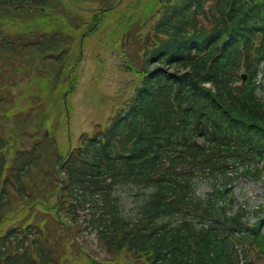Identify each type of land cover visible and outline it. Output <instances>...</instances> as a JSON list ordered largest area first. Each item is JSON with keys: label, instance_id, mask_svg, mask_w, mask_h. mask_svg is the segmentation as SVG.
<instances>
[{"label": "trees", "instance_id": "obj_1", "mask_svg": "<svg viewBox=\"0 0 264 264\" xmlns=\"http://www.w3.org/2000/svg\"><path fill=\"white\" fill-rule=\"evenodd\" d=\"M56 6L52 0H0V102L9 95L13 59H21L17 69L35 63L33 76L45 79L67 67L70 44L81 35L61 36L60 22L45 28L29 21L46 17L47 8L77 31L81 22ZM127 10L115 23L125 30L133 25ZM96 14L84 26L85 37L102 19ZM148 23L130 98L106 126L52 157L51 193L58 197L48 211L56 213L42 225L63 219L74 231L81 221L107 250L128 253L137 264H262L261 209L236 206L234 195L243 178L264 176V97L256 84L264 61V0H159ZM37 90L38 100L52 91ZM42 147L39 141L20 151L13 143L11 159L0 152V264L59 261L42 246L41 228L29 229L37 240L32 251L22 242L24 227L3 228L10 219L3 211L8 191L36 201L27 181ZM198 181L209 191L199 194ZM121 189L132 199L131 211L120 203Z\"/></svg>", "mask_w": 264, "mask_h": 264}, {"label": "rangeland", "instance_id": "obj_2", "mask_svg": "<svg viewBox=\"0 0 264 264\" xmlns=\"http://www.w3.org/2000/svg\"><path fill=\"white\" fill-rule=\"evenodd\" d=\"M72 1L76 2V0ZM113 1L114 0L79 1L78 4L84 8L79 7L81 9L74 10L73 13L76 15L75 20L77 22L83 20L84 22L82 25H85V28L89 27L90 23L94 20L92 16L93 12L91 11H95V9H98L97 7L106 8ZM158 1L159 0H121L119 3L120 9H111L112 13H108L102 17L101 21L98 23L97 29H95L96 31L94 30L95 32L93 31V34L89 31L85 38H83L84 30L87 29L83 27V32H81L80 26V30L77 32L81 34V37H74V40L70 44L73 46L74 52L72 54L70 53L71 56H67L64 61L68 63L67 67L62 65L60 70H55L54 73L57 71L58 74H51L55 76V79L47 76L48 81L61 83L62 88L57 95L56 104L49 100H42V105L44 103H47V105L50 104L46 109L47 114L45 116L43 109L40 111V109L38 110L36 108L37 104L34 94H31L30 100L26 98V93H31L33 88H38L35 84H28L29 71L26 74H22L23 78H19L17 83L12 84L15 93V105L9 115V121L20 123L21 128L33 132L35 126L43 119L44 126L42 127L41 133L44 132L47 126L49 128H55L53 135L47 134L46 137H52L55 146L59 149V153H62L66 148L67 117L64 109L65 104H63L64 96L66 97L68 113L70 110L71 114L70 133L72 142L83 135V133L91 131L96 125L100 126L99 124H104L105 119H107L111 113L118 110L134 89L138 77L132 74L127 67L128 64L136 69L139 67H137L136 63L139 56L142 58V52L141 50L139 51V47L142 40L147 35V29L149 27V23L146 24V21L150 19V13L153 11L152 7ZM57 6L58 10L61 9L60 12L65 14L64 8L59 2H57ZM125 8L128 9L127 12L131 13L134 20L132 27L128 30H125L119 25H115V23L118 24V22H120V11L123 12L122 18L125 16L123 11ZM45 13L47 14L50 12L45 11ZM97 15L98 13L95 17ZM68 17L70 16L68 15ZM48 20H53L56 23L60 22L64 26L61 28L64 29L67 34L72 33V35H77L69 19L65 18L63 21L59 16L56 17V14L50 13V15L40 19V22L45 28H50L49 25L46 24ZM56 23L54 24L55 27L57 25ZM59 30L60 29L55 30L56 33H59ZM81 38L83 39L79 43ZM129 51H132L133 54L130 55ZM14 64L18 68L19 61L15 59ZM69 76H71L73 83H68ZM22 80H25V83H19ZM43 82L46 81L42 79V83ZM70 85L73 86V90L68 92L70 90ZM68 86L69 88H67ZM261 95L264 97V93ZM116 100H119L118 104ZM29 114H31L30 117ZM6 130L9 133V127H7ZM43 135L45 136V134ZM39 140L41 139L39 138ZM39 140L33 137L29 139L25 145H21V148H29L31 144ZM50 151L53 153L52 150ZM47 173L48 175H45L46 178L44 181L50 184V178L53 176L51 166ZM239 186L244 188L242 193L238 192L236 197V199L238 198V202L248 201L253 207L264 202V179L257 183L241 181ZM44 187L45 188L41 187L38 192L32 195L36 200L35 202L22 197L13 198L12 195L11 198L13 199L10 200L4 210V213L10 218L9 221L16 222L19 228L21 227L20 225L28 223H30L29 225H37V227L41 228L43 223L47 221L52 222L55 219L54 213L56 212L54 210L48 211V206L55 207L56 199L54 198V193H51V187L46 188L45 184ZM196 188L200 194H204L208 191V187L202 183H197ZM125 191L126 190H121L122 193L118 194L120 203L123 204L126 211H131L133 205L132 199ZM48 212H50L49 215ZM82 245L97 259H104L102 264H137L136 260L128 253H105L91 237L83 239ZM66 248L67 254H69L72 259H75L76 245L67 241Z\"/></svg>", "mask_w": 264, "mask_h": 264}]
</instances>
